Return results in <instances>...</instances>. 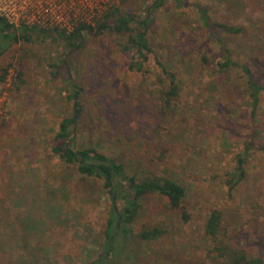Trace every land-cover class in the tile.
<instances>
[{"label": "rangeland", "instance_id": "1", "mask_svg": "<svg viewBox=\"0 0 264 264\" xmlns=\"http://www.w3.org/2000/svg\"><path fill=\"white\" fill-rule=\"evenodd\" d=\"M153 1L118 7L136 20L150 13L151 45L173 66L181 90L170 109L163 107L168 86L160 84L154 59L146 75L130 69L135 52L125 50L127 34H85L74 52L48 35L14 44L0 58V74L9 68L0 84V264H87L103 244L110 204L101 186L84 181L51 150L59 124L74 115L75 90L80 145L172 178L188 192V222L166 199H145L137 232L159 226L166 234L138 242L129 264H212L204 233L215 209L224 214L228 240L264 259V154L249 158L237 184L236 157L251 132V109L241 69L227 73L217 65L228 48L264 85V0H164L150 10ZM198 6L243 32H209ZM20 70L25 84L15 87ZM261 102L264 147V96Z\"/></svg>", "mask_w": 264, "mask_h": 264}, {"label": "trees", "instance_id": "2", "mask_svg": "<svg viewBox=\"0 0 264 264\" xmlns=\"http://www.w3.org/2000/svg\"><path fill=\"white\" fill-rule=\"evenodd\" d=\"M181 1V0H177ZM180 4V2H178ZM164 5V0H154L152 9ZM197 15L205 29L213 32L214 28L221 29L226 34L239 35L243 30L237 26L218 24L213 21L208 10L201 6L197 8ZM151 15L136 20L133 15L123 14L119 7L109 11L96 28L81 26L73 33L60 30H44L39 27L14 29L7 21L0 17V58L19 42L31 43L37 38L52 35L70 49V52L81 50L85 44L84 35L100 33L102 30L128 35L126 51L133 50L132 71L146 75L147 65L151 58L154 59L157 68L162 72L159 76L160 84L168 86L161 98L167 109L180 96V86L177 75L172 71V65L163 61L160 55H156L151 45L147 32L151 23ZM221 42V39H219ZM153 54V55H151ZM64 63V62H63ZM222 72H233L241 69L244 78L245 93L249 101L252 116V128L250 135L243 142V146L236 157L235 176L238 184L246 176V166L249 158L254 153L264 154V147L260 144L262 137L258 129V113L262 106L261 98L264 96V85L260 84L254 76L251 66L240 64L232 58V52L228 48L222 49V58L217 61ZM11 67V65H9ZM9 75V68H2L0 84L5 85ZM23 71H18L15 87L18 83L25 84ZM165 76V78H163ZM19 81V82H18ZM16 89V88H15ZM74 115L64 118L58 126L57 133L51 146L52 153L66 166L74 168L78 176L84 181L99 184L110 204V209L104 231L102 233L103 244L99 248L97 257L87 264H129L136 244L153 243L160 240L166 234L165 229L156 226L148 227L137 232L136 224L144 212L145 199L158 196L166 199L168 209L180 213L181 218L188 222L192 216L185 210L187 189L172 178L162 176L156 172L135 170L129 162L117 157L107 155L100 148L93 145H80L77 136V125L81 114L79 92L74 91L72 97ZM4 125V121L0 123ZM231 190L235 184H232ZM223 212L212 210L205 225V238L209 242V258L212 264H264V259L258 255H251L243 248L235 246L228 240L223 230Z\"/></svg>", "mask_w": 264, "mask_h": 264}, {"label": "built area", "instance_id": "3", "mask_svg": "<svg viewBox=\"0 0 264 264\" xmlns=\"http://www.w3.org/2000/svg\"><path fill=\"white\" fill-rule=\"evenodd\" d=\"M127 0H0V17L14 29L39 27L73 33L96 28L103 17Z\"/></svg>", "mask_w": 264, "mask_h": 264}]
</instances>
